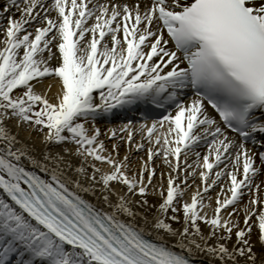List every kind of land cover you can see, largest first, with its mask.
<instances>
[{
  "label": "snow or ice",
  "instance_id": "obj_1",
  "mask_svg": "<svg viewBox=\"0 0 264 264\" xmlns=\"http://www.w3.org/2000/svg\"><path fill=\"white\" fill-rule=\"evenodd\" d=\"M0 264H264V0H0Z\"/></svg>",
  "mask_w": 264,
  "mask_h": 264
},
{
  "label": "bare ground",
  "instance_id": "obj_2",
  "mask_svg": "<svg viewBox=\"0 0 264 264\" xmlns=\"http://www.w3.org/2000/svg\"><path fill=\"white\" fill-rule=\"evenodd\" d=\"M54 91H55V89H54ZM26 136H27V133L22 131L21 132V138L24 139ZM33 136L35 137V136H37V134L34 133Z\"/></svg>",
  "mask_w": 264,
  "mask_h": 264
}]
</instances>
